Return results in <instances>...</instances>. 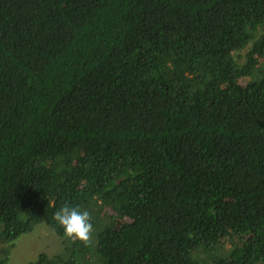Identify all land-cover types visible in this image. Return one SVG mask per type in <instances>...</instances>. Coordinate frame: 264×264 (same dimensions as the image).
I'll use <instances>...</instances> for the list:
<instances>
[{
    "label": "trees",
    "instance_id": "trees-1",
    "mask_svg": "<svg viewBox=\"0 0 264 264\" xmlns=\"http://www.w3.org/2000/svg\"><path fill=\"white\" fill-rule=\"evenodd\" d=\"M41 223L27 264H264V0H0V264Z\"/></svg>",
    "mask_w": 264,
    "mask_h": 264
},
{
    "label": "rangeland",
    "instance_id": "rangeland-1",
    "mask_svg": "<svg viewBox=\"0 0 264 264\" xmlns=\"http://www.w3.org/2000/svg\"><path fill=\"white\" fill-rule=\"evenodd\" d=\"M121 223L120 219H116L115 227L117 228ZM60 242V239L42 223L37 224L30 233L20 236L14 242L8 264H27L43 252L49 255L58 254L62 249Z\"/></svg>",
    "mask_w": 264,
    "mask_h": 264
},
{
    "label": "clouds",
    "instance_id": "clouds-1",
    "mask_svg": "<svg viewBox=\"0 0 264 264\" xmlns=\"http://www.w3.org/2000/svg\"><path fill=\"white\" fill-rule=\"evenodd\" d=\"M64 230L67 238L78 240L86 246L92 242L93 224L88 211H82L78 207L62 206L53 215Z\"/></svg>",
    "mask_w": 264,
    "mask_h": 264
}]
</instances>
